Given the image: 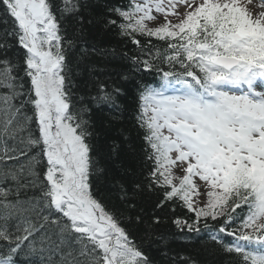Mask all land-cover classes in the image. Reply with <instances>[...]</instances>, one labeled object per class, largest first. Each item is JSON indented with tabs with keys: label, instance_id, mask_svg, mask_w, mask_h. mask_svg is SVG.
<instances>
[{
	"label": "snow or ice",
	"instance_id": "snow-or-ice-1",
	"mask_svg": "<svg viewBox=\"0 0 264 264\" xmlns=\"http://www.w3.org/2000/svg\"><path fill=\"white\" fill-rule=\"evenodd\" d=\"M78 11L76 0L59 7L0 0V264H17L20 255L27 264H36L33 256L39 264H150L92 190L102 170L91 155L89 109L73 103L65 47L71 41L62 35V22ZM114 11L120 34L142 53L138 37L149 38L147 58L132 57L133 64L159 77L158 85L141 86L136 117L152 167L131 196L121 185V199L134 209L132 197L162 192L155 209L179 200L195 213L191 222L177 217V227L199 232L203 220L211 231L209 219L220 223L218 231L233 237L226 251L242 264H264V11L253 14L242 0H131ZM153 12L164 22L150 28ZM152 38L167 47L156 48ZM16 46L22 61L10 55ZM120 92L101 84L92 99L118 107ZM29 190L34 194L21 199ZM193 195L206 197L203 206ZM237 209L242 217L233 215Z\"/></svg>",
	"mask_w": 264,
	"mask_h": 264
},
{
	"label": "trees",
	"instance_id": "trees-1",
	"mask_svg": "<svg viewBox=\"0 0 264 264\" xmlns=\"http://www.w3.org/2000/svg\"><path fill=\"white\" fill-rule=\"evenodd\" d=\"M76 2L79 11L62 22V35L66 41H71L65 47L73 103L77 107L89 109L85 118L93 133L89 138L91 155L96 167L102 170L93 176L92 190L96 197L115 213L150 264H242L238 254L225 250L228 237L218 231L220 223L209 219L208 224L212 226L210 231L204 228L202 220L199 232L181 229L173 223L177 217L189 222L195 218V213L182 207L179 200L176 203L169 202L167 207L159 210L154 205L162 192L142 193L132 197L136 203L134 209L129 207L127 200L121 199V185L131 196L135 184L144 182L152 167V163L145 157L147 144L144 129L139 127L136 117L139 113L141 86L155 77L156 72L145 71L142 63L134 65L132 60V57H140L141 61L147 58L149 38L138 37L145 47L142 53L131 38L120 34L121 18L114 9L128 8L129 0ZM52 3L59 7L61 0H52ZM109 20H116L117 24H109ZM3 27L0 20V38ZM11 43L15 45L14 41ZM151 43L161 50L167 47L165 42L155 38L151 39ZM13 53L20 54L22 61L23 49L13 47L10 55ZM20 67L23 68L22 63ZM20 75H23L22 70ZM24 83L27 88V78ZM101 84L107 86L109 91L113 87L121 90L116 101L118 107L98 104L92 99L98 94ZM33 194L29 190L21 195V199H27ZM137 214L143 217V222H135ZM237 214L242 217L244 213L237 209L233 215ZM154 216L160 218L159 223L154 222ZM129 217H132L131 221ZM214 231L223 243L212 239ZM33 261L39 264L40 257L34 256Z\"/></svg>",
	"mask_w": 264,
	"mask_h": 264
},
{
	"label": "rangeland",
	"instance_id": "rangeland-1",
	"mask_svg": "<svg viewBox=\"0 0 264 264\" xmlns=\"http://www.w3.org/2000/svg\"><path fill=\"white\" fill-rule=\"evenodd\" d=\"M243 2L245 3V4H247V6L251 3H248V0H243ZM250 10H251V12L253 13V14H258L259 12H261V11H264V6H262V2H259V1H253L252 2V5H251V7L249 8ZM164 18H162L161 16H159L158 17V21H162ZM150 24H148L147 23V25L149 26V27H155L156 25V22L155 21H150L149 22ZM179 170V169H178ZM194 181H195V183L198 185V186H202L203 185V182L202 181H199V179H197V178H194ZM201 189H203L202 187H201ZM192 199L193 200H200L201 201V198L200 197H198V196H196V195H194L193 197H192ZM203 201L204 200H202L201 201V206H203Z\"/></svg>",
	"mask_w": 264,
	"mask_h": 264
}]
</instances>
